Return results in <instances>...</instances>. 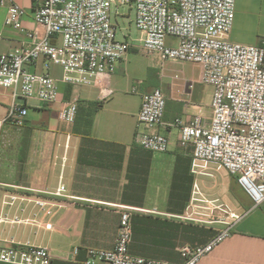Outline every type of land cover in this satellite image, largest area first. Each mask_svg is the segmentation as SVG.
<instances>
[{
	"label": "crops",
	"instance_id": "obj_1",
	"mask_svg": "<svg viewBox=\"0 0 264 264\" xmlns=\"http://www.w3.org/2000/svg\"><path fill=\"white\" fill-rule=\"evenodd\" d=\"M14 1L24 15L20 29H13L4 25L6 9L0 7V53L29 46L27 32L43 35L33 19V1ZM229 40L254 46L264 42V0H235ZM167 41L177 43L174 38ZM129 44L126 58L115 72L109 78L98 77L89 86L63 83L60 68L50 66L48 71L57 84L56 100L51 104L21 101L27 109L21 127L4 122L11 96L10 90L0 88V202L4 193L11 192L54 204L50 230L41 229L34 235L29 227L4 228L2 237L47 247L51 264H85L87 248H113L121 211L127 208L130 255L180 263L179 248L204 245L218 231L217 226L202 223L195 207L193 215H189L196 198L194 184L200 191L207 185L213 188L219 184L226 191L234 192L235 188L245 215L199 264H264V202L254 206L224 171L216 174L211 167L195 174L192 148L179 146L178 129L171 126L177 118L187 121L195 116L208 125L212 92L208 93L210 86L201 82V68V85L190 83L182 90L184 95H179L165 73L153 70L157 81L151 85L139 81L142 89L136 93L131 90L128 54L134 47ZM44 65V60L39 59L27 69L42 73ZM155 88L162 90L166 100L162 124L157 127L169 139L163 154L134 143L141 97ZM70 102L78 106L71 125L59 117ZM60 177L66 188L63 197L51 195Z\"/></svg>",
	"mask_w": 264,
	"mask_h": 264
},
{
	"label": "built area",
	"instance_id": "obj_2",
	"mask_svg": "<svg viewBox=\"0 0 264 264\" xmlns=\"http://www.w3.org/2000/svg\"><path fill=\"white\" fill-rule=\"evenodd\" d=\"M33 19L42 29L27 32V47L0 53V88L10 90L11 103L4 122L21 127L27 115L24 103L37 100L55 102L57 84L50 66L59 67L61 81L71 86H89L98 77L109 78L126 58L130 44L118 39L113 18L118 8L134 10V25L140 33L141 50L156 55L161 62L187 61L201 68V82L212 89L208 125L195 116L175 119L178 143L192 148V171L204 173L211 167L216 174L226 172L252 201L264 202V42L243 45L229 40L235 14V0H32ZM6 9L4 25L20 29L24 10L14 0H0ZM57 38L58 42H53ZM176 39V45L168 43ZM43 59L45 72L34 73L27 66ZM166 100L160 88L141 97L137 113L134 143L152 153L167 152L169 139L160 134ZM78 111L76 102L68 103L59 113L66 124H73ZM195 193L200 195L194 184ZM60 177L51 192L65 196ZM190 207H194L191 205ZM198 208V206L196 207ZM54 204L37 196L6 192L0 202V263L51 264L47 247L27 240L2 237L4 228H52ZM195 214L201 216L196 211ZM228 214L234 217L229 209ZM245 212L225 223L206 244L178 249L182 261L133 257L130 210L121 211L118 234L112 249L87 248L85 264H199L201 259L227 238ZM212 223V222H211ZM77 249H74V253Z\"/></svg>",
	"mask_w": 264,
	"mask_h": 264
},
{
	"label": "rangeland",
	"instance_id": "obj_3",
	"mask_svg": "<svg viewBox=\"0 0 264 264\" xmlns=\"http://www.w3.org/2000/svg\"><path fill=\"white\" fill-rule=\"evenodd\" d=\"M116 26V33L118 39H125L131 43L134 47L129 54V70L130 75L133 77L131 83V90L137 93L142 89V84H137L141 81L145 85H151L156 78H153V71L165 73L168 77L169 83L173 84L178 89L179 95H184L182 90H186L190 83H195L200 86V66L195 63L187 61H165L161 62L156 55H147L142 52L139 40L140 33L134 25V10L126 6H120L118 8V15L112 19ZM144 53V54H143ZM153 68V69H151ZM51 73V71H50ZM177 75L178 78H174ZM190 90V89H188ZM134 92V93H135ZM212 89L208 87V93L211 94ZM21 103V100L18 101ZM29 103H32L29 101ZM12 145V144H11ZM207 185L206 188L200 191V195L195 193L196 198L194 201L195 211L201 213L199 217L202 223L212 224L217 226V232H219L224 224L232 223L236 220L235 216L242 213L244 206H242L234 188V192L230 189L227 191L219 184L213 188ZM198 206V208H196ZM194 207L189 208V215H193ZM248 206L245 205V209ZM231 209L234 212V217L229 216L228 210ZM188 215V216H189ZM212 222V223H211Z\"/></svg>",
	"mask_w": 264,
	"mask_h": 264
},
{
	"label": "trees",
	"instance_id": "obj_4",
	"mask_svg": "<svg viewBox=\"0 0 264 264\" xmlns=\"http://www.w3.org/2000/svg\"><path fill=\"white\" fill-rule=\"evenodd\" d=\"M90 124V123H89Z\"/></svg>",
	"mask_w": 264,
	"mask_h": 264
}]
</instances>
